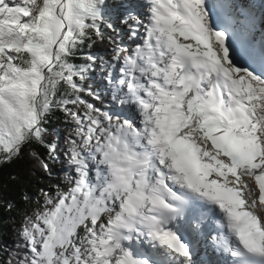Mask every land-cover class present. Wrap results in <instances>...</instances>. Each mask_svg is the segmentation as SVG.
Masks as SVG:
<instances>
[{
  "label": "snow or ice",
  "instance_id": "1",
  "mask_svg": "<svg viewBox=\"0 0 264 264\" xmlns=\"http://www.w3.org/2000/svg\"><path fill=\"white\" fill-rule=\"evenodd\" d=\"M25 154L62 175L0 264H264V0H0Z\"/></svg>",
  "mask_w": 264,
  "mask_h": 264
},
{
  "label": "trees",
  "instance_id": "2",
  "mask_svg": "<svg viewBox=\"0 0 264 264\" xmlns=\"http://www.w3.org/2000/svg\"><path fill=\"white\" fill-rule=\"evenodd\" d=\"M97 50L102 48L97 44ZM59 123V122H55ZM55 123L53 126H55ZM41 154L45 149L38 148ZM34 162L25 154L22 159L9 164L0 165V242L11 244L17 239V231L25 213H28L36 205L24 199L25 194L35 200L40 188L57 182L62 175L59 165L53 169L57 178L49 179L45 173L33 167ZM11 203V210L7 205Z\"/></svg>",
  "mask_w": 264,
  "mask_h": 264
}]
</instances>
